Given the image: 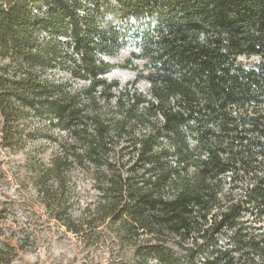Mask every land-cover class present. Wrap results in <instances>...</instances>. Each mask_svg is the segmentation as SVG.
Instances as JSON below:
<instances>
[{"label": "trees", "instance_id": "trees-1", "mask_svg": "<svg viewBox=\"0 0 264 264\" xmlns=\"http://www.w3.org/2000/svg\"><path fill=\"white\" fill-rule=\"evenodd\" d=\"M42 3L44 16L32 15ZM69 8L0 0V59L12 57L0 64L1 140L51 146L30 177L48 219L88 251L132 249L134 264H264V0H81L79 19ZM109 14L145 21L128 33ZM40 27L49 41L34 52ZM62 37L79 57L65 54L71 76L90 80L84 88L46 75ZM126 45L144 61L120 66L137 70L135 82L99 78L116 66L95 51L113 57ZM229 172L239 190L218 197ZM17 257L0 242V264Z\"/></svg>", "mask_w": 264, "mask_h": 264}, {"label": "rangeland", "instance_id": "rangeland-1", "mask_svg": "<svg viewBox=\"0 0 264 264\" xmlns=\"http://www.w3.org/2000/svg\"><path fill=\"white\" fill-rule=\"evenodd\" d=\"M63 2L70 7L69 11L79 19L83 14L80 11L81 0H63ZM43 4L38 6L40 17L44 16L45 12ZM49 36L50 34L46 29L38 28L36 44L32 50L38 52L45 45L46 38ZM59 40L61 42L59 61L52 64L46 75L49 79L68 81L74 89L87 86L79 78L70 74L73 65L69 58L75 57L71 48L72 42L69 38L64 37L59 38ZM65 54L69 58L64 59ZM127 54H124L123 58ZM10 57L0 59V64L9 63ZM239 61L244 64H254L257 58L240 57ZM124 75L126 79H124ZM117 78L122 84H124V80H126L125 84L135 82L134 73L123 71V75H119ZM24 115L23 113V117H25ZM29 125V121H20L23 134L29 132ZM31 125L41 127L38 122H33ZM1 138L0 125V242H6L18 248L15 264H108L109 257L116 255H118V260L125 258L126 262L134 264L132 260L134 251L132 249L104 247L88 251L83 249L74 235L66 233L64 229L59 228L48 219L45 210L36 198L35 190L30 181L34 160L42 159L46 162L51 154V146L44 139L39 137L33 140L24 137L20 139L18 146L12 149L4 145ZM75 176L80 178L79 185L82 188H89L87 184L89 179H83L79 172H76ZM243 219L250 222L252 217L247 213ZM104 232L108 235V232ZM168 245L173 251H178L174 242H169ZM148 264H155V262L150 261Z\"/></svg>", "mask_w": 264, "mask_h": 264}, {"label": "built area", "instance_id": "built-area-1", "mask_svg": "<svg viewBox=\"0 0 264 264\" xmlns=\"http://www.w3.org/2000/svg\"><path fill=\"white\" fill-rule=\"evenodd\" d=\"M111 6L118 8V5L116 4V2H112ZM31 14L39 16L38 7H31ZM117 18H118L117 15L109 14L107 17H105V20L107 22L112 23L113 25H118L119 29L125 30L128 33H132L133 31L138 29L140 26V23L145 21L143 17H141V18L127 17V18L122 19V20H118ZM48 40H49V38L47 37L46 41H48ZM118 41L121 42V39H119ZM95 53H96V56L98 58L97 63H99V61H103L107 64L116 66L114 68L109 69L104 75L99 76V78H103L107 82H111V81L116 80L120 84V87L127 85V84H125L126 80H124V84H122V82L117 78V76L123 75V71L128 72V73H132V74L134 73L135 79H136V76L138 74L137 70H143L142 65L144 64V61L141 59L133 58L134 55H136V56L140 55V49L138 47H134L133 45H126L124 47H121L119 49V51L113 57L103 55L97 51H95ZM126 53H128L127 54L128 57L126 55L125 58H123L124 54H126ZM75 58L79 61L78 55H75ZM120 59H121V61H119ZM127 61H130L132 63V66L136 67L137 70H132V69H130V67L128 69H124V68L120 67V66H124ZM121 62H123V63H121ZM139 63H141V65H138ZM123 77H124V79H126L125 75ZM81 81L86 83L87 86L90 84V80H81ZM135 88L137 89L138 92L148 96V98H149V94H148V91L150 89V83L149 82H147L145 80H142V81L140 80L135 84ZM97 95H100V92H97ZM232 109H235V107L233 106ZM158 117H159V119H162L161 115H158ZM203 157H206V155H204ZM234 178H235V173L232 174L229 172L225 175L223 191L220 194H218V197H223V195L231 189H233L234 192H238V190H239L238 186L239 185H237V184H239V183H233Z\"/></svg>", "mask_w": 264, "mask_h": 264}]
</instances>
